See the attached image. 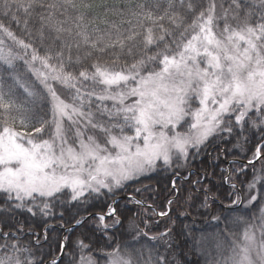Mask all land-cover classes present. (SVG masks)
Segmentation results:
<instances>
[{
    "label": "snow or ice",
    "instance_id": "6c2138e0",
    "mask_svg": "<svg viewBox=\"0 0 264 264\" xmlns=\"http://www.w3.org/2000/svg\"><path fill=\"white\" fill-rule=\"evenodd\" d=\"M214 139L247 163L221 169L228 204L205 185L190 206L218 223L224 209L259 212L235 218L239 237L225 231L211 264H264V167L255 168L264 164V0H0V264H73L70 246L77 264H98L81 229L154 242L146 255L110 244L98 253L104 264H180L172 229L149 236L115 197L157 171L178 178ZM249 165L241 191L235 178ZM173 203L153 214L168 216ZM25 213L44 242L62 230L57 256L45 258L41 235L18 219Z\"/></svg>",
    "mask_w": 264,
    "mask_h": 264
},
{
    "label": "trees",
    "instance_id": "16d2710c",
    "mask_svg": "<svg viewBox=\"0 0 264 264\" xmlns=\"http://www.w3.org/2000/svg\"><path fill=\"white\" fill-rule=\"evenodd\" d=\"M223 2L227 6V0H223ZM12 27L19 35H23L14 23ZM60 91L65 97L69 95L67 90L60 89ZM44 136L47 138V130ZM251 148L252 145L245 147V151L248 152L249 156V150ZM233 161L237 163L233 164ZM241 163H247V160L243 155L239 154L238 149L234 147L233 143L214 139L209 142V146L200 156L191 160L186 167L179 169L178 178L173 176L171 172L157 171L148 176L141 177L139 180L132 182L130 186H127L124 191L118 192L115 197L116 199L121 196H134L137 200L143 201L145 205H136L124 198L119 200L117 206L118 211L124 212L127 217L135 220L141 228H144L149 233V236L159 234L171 228L178 245L173 255L180 261V264H211L216 254V245L220 242L227 244V239L224 235L225 231L239 237L242 225L235 218L243 217L249 219L253 215L258 214L259 209L256 206H252L249 210L247 206H244L243 210L231 213L226 209L221 210V221L218 223L212 220L210 215L200 214L194 211L190 204L198 205L199 201L203 199L202 189L205 185L215 193L220 201L228 204L227 197L232 190L222 179L224 173L221 169L228 168L230 165L238 168ZM262 167H264V164L259 161L255 165L257 171ZM189 171L195 173V175L187 176ZM203 174H207V179H203ZM252 174L253 169L249 165L246 175L235 178V182L241 191H243L244 182L251 179ZM197 179H201V184L196 186V188L201 189L200 191H197L193 187V182ZM172 180L176 181V188L180 190L179 195L172 190ZM137 188L140 189L139 192L136 191ZM189 192L192 193L193 199L189 203H185ZM169 199H173L174 203L171 206V211L168 216L159 217L153 214V209L156 212L167 210V201ZM261 203L264 204V202ZM148 205L151 207H147ZM213 208L218 209V205H213ZM96 210L99 211L100 209ZM224 216H228L229 219L224 220ZM18 219L24 221L26 231L28 225L31 224L32 229L41 235L40 245L42 251L47 254L45 256L46 259L48 256L55 257L58 255V241L60 236L64 234L62 230L54 232L50 229L48 232L49 242H44L42 239L43 225L39 220L31 219L26 213L19 214ZM121 219L124 220L125 226H127L128 220L124 216ZM145 222H147L148 227H145ZM50 223L58 227L57 221H50ZM85 232L92 236V251L90 253L86 251L85 255H92L98 261V264H104V261L101 260L98 253L103 254L111 251V248L108 247L110 244L114 245L119 243L123 246L125 243H128L136 249H141L146 255L150 243H154L149 242L144 237L140 238V243H135L132 241L130 233L122 234L123 230L115 231L110 241L101 237L99 233L92 235L89 229H81L76 235ZM35 239L36 237L34 236H27L22 242ZM74 239L75 236L70 237V241H74ZM65 252H71L73 255V264H77L75 257L78 255V249L70 246L65 248ZM62 260L66 262L67 257H63Z\"/></svg>",
    "mask_w": 264,
    "mask_h": 264
},
{
    "label": "water",
    "instance_id": "95a60500",
    "mask_svg": "<svg viewBox=\"0 0 264 264\" xmlns=\"http://www.w3.org/2000/svg\"><path fill=\"white\" fill-rule=\"evenodd\" d=\"M127 196H121V197H118L117 199L118 200H121V199H124V198H126Z\"/></svg>",
    "mask_w": 264,
    "mask_h": 264
},
{
    "label": "rangeland",
    "instance_id": "374dc122",
    "mask_svg": "<svg viewBox=\"0 0 264 264\" xmlns=\"http://www.w3.org/2000/svg\"><path fill=\"white\" fill-rule=\"evenodd\" d=\"M194 106H195V105H194ZM181 130H183V129H181ZM43 135H45V133H44ZM45 138H46V136H45Z\"/></svg>",
    "mask_w": 264,
    "mask_h": 264
}]
</instances>
